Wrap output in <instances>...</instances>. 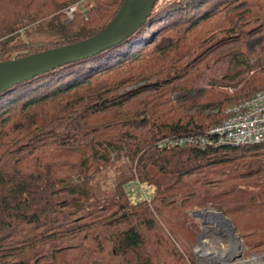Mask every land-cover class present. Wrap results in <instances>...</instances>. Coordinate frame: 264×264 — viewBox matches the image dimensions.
I'll return each mask as SVG.
<instances>
[{
    "label": "trees",
    "instance_id": "16d2710c",
    "mask_svg": "<svg viewBox=\"0 0 264 264\" xmlns=\"http://www.w3.org/2000/svg\"><path fill=\"white\" fill-rule=\"evenodd\" d=\"M81 2L0 0V62L92 36L122 0ZM263 28L264 0H157L126 38L0 91V264H191L199 227L187 212L206 204L250 249L264 247V194L217 190L264 177V142L155 145L203 131L237 100L199 90L214 80L215 61L264 53L256 42L246 54L213 52L190 69L183 57L213 51L200 50V35L223 34L217 41L227 44ZM246 71L215 77L234 84ZM260 89L264 71L236 94ZM119 158L124 173L103 194L95 179ZM130 180L152 186V196L130 202L123 189Z\"/></svg>",
    "mask_w": 264,
    "mask_h": 264
},
{
    "label": "rangeland",
    "instance_id": "374dc122",
    "mask_svg": "<svg viewBox=\"0 0 264 264\" xmlns=\"http://www.w3.org/2000/svg\"><path fill=\"white\" fill-rule=\"evenodd\" d=\"M83 1L84 0L80 3L81 6L83 5ZM219 35L220 37L216 35L212 38L205 34L200 35V50L204 49V51H213L208 52L206 57L204 53L196 52L195 50L190 55L183 57V62H186L190 69L201 68L206 65V60L213 52L237 53V50L241 48L242 52L243 50L245 51L243 54H246L256 42H264V28L260 31L257 30L251 32L249 36L245 38L246 40H242V42L237 41L222 44L217 41V38H221L223 34ZM236 55L237 54L232 53L230 58L221 56L218 61H215V69L212 73V75H214V80L212 79L209 83L211 86L207 83H200L199 85L201 86L199 90L205 88L219 89L228 93L231 99L237 100L246 96H242L238 93L236 94V91L249 76L255 74L257 71H264V53H249L247 55V61L241 60L239 63H234L235 60L232 61V58ZM244 68H247L246 73H243L241 79L234 84L227 83L225 80L221 81L219 77H215L220 76L221 73H225L227 76L232 75L236 71H238L236 73H240ZM173 94L174 93H172V95ZM191 95L192 94H189V96ZM204 111H207L206 107L204 108ZM112 154H114L113 150H111V155ZM124 167L126 168V165L121 158L115 160L107 169L100 172L95 179L97 185L96 189L103 194H107L111 190L110 188L112 187L114 180L118 179V177L124 173ZM230 187H234L235 194L238 193V188H240V190L244 189L249 196H246L247 199L253 198L257 200L264 194V177L251 182L233 179L217 190H222L224 188L228 189ZM123 189L130 202L148 199L153 194L152 186L139 184L135 180L126 182L123 185ZM215 212H220V210L213 208L208 204L202 207L201 205L195 206L187 212L192 219V221L189 222L197 223L199 227L195 240L189 246V250L192 253L193 263L191 264H264V247L250 249V246L246 244L245 239L239 235L240 233L237 230H235L236 233L234 232V227H232V222L229 218L225 216L222 218V216ZM225 223L228 225V228Z\"/></svg>",
    "mask_w": 264,
    "mask_h": 264
},
{
    "label": "water",
    "instance_id": "95a60500",
    "mask_svg": "<svg viewBox=\"0 0 264 264\" xmlns=\"http://www.w3.org/2000/svg\"><path fill=\"white\" fill-rule=\"evenodd\" d=\"M134 1L122 0L115 15L105 27L88 38L16 59L1 61L0 91L61 64L93 55L129 36L144 22L157 0H140L137 10L130 15ZM217 214L224 217L221 212Z\"/></svg>",
    "mask_w": 264,
    "mask_h": 264
},
{
    "label": "built area",
    "instance_id": "2783aa9c",
    "mask_svg": "<svg viewBox=\"0 0 264 264\" xmlns=\"http://www.w3.org/2000/svg\"><path fill=\"white\" fill-rule=\"evenodd\" d=\"M75 6L65 10L68 18ZM213 111L215 112L216 109ZM222 112L221 120L209 125L203 131L163 136L155 142L156 147L193 146L203 149L264 142V89L227 105Z\"/></svg>",
    "mask_w": 264,
    "mask_h": 264
},
{
    "label": "bare ground",
    "instance_id": "6f19581e",
    "mask_svg": "<svg viewBox=\"0 0 264 264\" xmlns=\"http://www.w3.org/2000/svg\"><path fill=\"white\" fill-rule=\"evenodd\" d=\"M140 3V0H135L133 3H132V7H131V13L130 15H132L136 10H137V7ZM214 214V213H213ZM226 224V223H225ZM227 225V224H226ZM227 228H228V225H227ZM230 230V229H229Z\"/></svg>",
    "mask_w": 264,
    "mask_h": 264
}]
</instances>
